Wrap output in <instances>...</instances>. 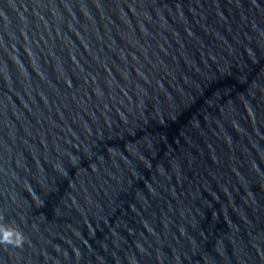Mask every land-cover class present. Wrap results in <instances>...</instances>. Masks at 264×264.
I'll return each mask as SVG.
<instances>
[{
    "label": "water",
    "instance_id": "obj_1",
    "mask_svg": "<svg viewBox=\"0 0 264 264\" xmlns=\"http://www.w3.org/2000/svg\"><path fill=\"white\" fill-rule=\"evenodd\" d=\"M0 264H264V0H0Z\"/></svg>",
    "mask_w": 264,
    "mask_h": 264
}]
</instances>
